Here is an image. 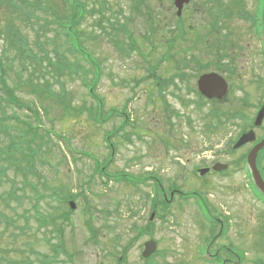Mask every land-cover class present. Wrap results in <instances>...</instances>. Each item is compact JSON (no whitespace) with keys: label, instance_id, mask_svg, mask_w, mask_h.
Listing matches in <instances>:
<instances>
[{"label":"rangeland","instance_id":"374dc122","mask_svg":"<svg viewBox=\"0 0 264 264\" xmlns=\"http://www.w3.org/2000/svg\"><path fill=\"white\" fill-rule=\"evenodd\" d=\"M141 1L131 4V0H80L88 12L79 26L82 47L100 65L101 74L94 93L101 106H97L96 99L81 80L83 72L80 68L87 70L89 66L67 50L60 27L52 23L56 15L62 18L68 14L63 0H51L53 9L45 3L28 0L43 9L34 7L35 12L27 11L22 5L23 15L20 10L12 12L0 3V29L16 31L17 39L25 40L27 50L37 57V62L29 58L20 60L16 44H8L5 35L1 34L0 57L9 67L6 78L17 97L37 109L40 131L54 132L52 139L56 146L38 154L35 168L47 178L51 188H58L63 194L77 195L76 209L70 215V225L64 226L62 237L72 261L62 256L54 264H117L121 257L122 237L123 243L128 241L134 234L132 225H143L149 216L144 193L152 194L150 187H131L123 181H107L99 175H91L96 159L103 167V163H107L108 168H104L108 175L125 173L139 178L152 175L160 179L158 181L164 188L174 186L184 192L198 189L206 197L212 210L211 217L221 222L227 220L228 232L214 242L216 230L208 225L191 201L181 202L176 197L175 202L166 207L172 217L168 215L166 223L154 220L153 239L159 252L154 258L155 264H205L201 261L203 257L215 259L213 264H217L218 249L225 251H220V256L227 254V258L231 257L226 253L227 248L238 255L241 264H264V209L247 191L244 172L232 165L224 175L209 174L202 180L191 175L195 167L207 168L216 162L229 165L250 147L246 145L234 156H227L224 152L228 141L240 129L236 125L241 126L245 120L254 117L256 105H264L262 46L250 21L238 19L239 5L250 17L256 2L218 0L222 2V9L228 8L226 12L229 14L225 27L221 29L227 32H221V36L228 34V39L236 42V46L233 50L226 46L219 49L217 56L220 58L216 59L215 48L206 50L202 42L197 44V40L205 34V25L209 23L207 18L213 13L222 16L220 9L211 10L208 16L200 6L204 0H193V4L183 10L181 26L187 40L179 44L178 41L183 40L169 41L173 31H178L173 0ZM149 13L156 20L151 18L148 22L150 16L146 15ZM35 15L39 18L37 23L32 19ZM223 24L221 21L218 26ZM152 27L154 30L150 31ZM54 51H59V55L54 56ZM167 51L176 56L172 61L177 64L167 60ZM57 61L67 66L59 71ZM184 62L188 67L182 65ZM71 67L76 70L73 75L67 72ZM178 72H186L188 81L175 80L173 84L168 82L166 90H155V81L169 79ZM203 72H217L228 82V101L217 108L221 114L219 120L210 117L213 107L196 94V79ZM29 77L49 93L39 95L31 89ZM91 78L89 75L88 79ZM242 99H247L250 106L242 111L245 120L233 115L240 111ZM2 105L5 113L0 111V116L33 122V116L26 111ZM199 105L201 111L197 109ZM120 111L129 118V125L124 128H121L122 119L115 116ZM90 115H99L105 121L98 123ZM227 117L230 119L226 120ZM262 126L264 128V119ZM5 127L11 129L12 135L18 133L14 121H5ZM119 128L121 131L110 137L115 147L110 159L111 152L103 137ZM59 136L69 144L59 140ZM256 137H263L262 130L256 131ZM6 143L7 138L0 136V148ZM36 145L37 139L34 141ZM68 146L78 154H69ZM1 154V157L5 156ZM62 154L67 156L69 165L62 161ZM72 157L76 159L75 164L70 162ZM91 157L96 159L93 161ZM18 158L16 156L14 160L18 161ZM0 166L7 169L6 176L0 179V195L5 197L13 184L16 189H24L16 193L19 201L8 200V208H4L0 201V212L15 220L7 227L6 233V224H0V232H3L0 250H4L0 251V257L16 264H23L27 258L32 264H41L40 254H52L44 242V237L50 235L44 236L36 216L34 218L33 190L22 184L24 175H27L26 164L22 162L19 170L2 160ZM75 168L80 173H75ZM29 179L37 183L34 175L30 174ZM49 199L41 201V215H46L50 209L46 203L58 206L60 212L66 210L56 197ZM89 214L94 218L96 240H100L98 247L88 241L84 223ZM146 240L136 242L126 257V264H142L140 253Z\"/></svg>","mask_w":264,"mask_h":264},{"label":"trees","instance_id":"16d2710c","mask_svg":"<svg viewBox=\"0 0 264 264\" xmlns=\"http://www.w3.org/2000/svg\"><path fill=\"white\" fill-rule=\"evenodd\" d=\"M34 1L36 2L39 1V3H45L46 6H48L49 8L50 7L52 8L51 0H34ZM136 1L137 0H131V4H134V2ZM141 2H143V0ZM0 3H3L6 6V8L10 9L12 12H17L20 10L22 15L24 11V10H21L22 5H24V7H27V11L31 9L35 12L34 7H36L37 10L43 9L42 6H37L36 3L35 4L33 2L28 3V0H23V2L21 0H0ZM18 3L20 4L18 5ZM63 4H64L63 6H65L68 9V14L62 18L55 14L56 16L54 18V21H52V23L53 24L56 23L57 26L60 27L61 33L60 32L59 33L62 34L65 38L64 43L68 46L67 50L70 51L71 49L73 52L78 54L80 58L85 60L90 67H92L89 70H83V68H80V70L83 72V77L81 80L84 86H87L88 76L91 74L94 75L93 79L90 81L92 83V86L89 87V90H91V94L94 96L93 89L95 86H94L93 81L94 80L96 81V79L101 74L100 66L95 61V59L92 58L90 54H87L82 49V44H83L82 34L79 31V26L81 25L83 19L87 16L86 14L88 13L86 10V6H84V4L80 2V0H63ZM239 8H240V11L238 13V17L240 19L241 18L248 19V15L246 13L245 14L243 13V10L241 9L242 8L241 5H239ZM259 15L260 13H258V17ZM29 16L30 14H27V17ZM149 16L150 18L148 19V22L152 19L156 20V18L154 17L152 18L150 13L149 15H146V17H149ZM223 16H225V13H223ZM32 19H34L35 20L34 22L36 23L39 21V18L36 15L33 16ZM127 20H130V18H128ZM176 20H177L176 22H177L179 29L178 31L174 32V35L171 38L172 43L175 40H183V41H178L179 44H183L187 40L184 37L185 32H184L183 27L181 26V23L183 22H182V19H176ZM259 20L260 19H258L256 23L257 27H260ZM11 30L12 29H7V28L5 31L4 29L2 30L0 29V37H1V34H3L5 35L8 41V44L9 43L16 44V48H17L16 53L20 60L29 58L31 59L32 62H37V57L32 54L31 50L29 51L27 50L26 44H24L25 40H23L22 38L21 40L17 39V36H18L17 32L16 31L11 32ZM152 30H154V27L150 28V31ZM145 39H148V37L145 36ZM56 50L58 49L56 48ZM168 50L170 49L168 48ZM54 52H55L54 56L59 55V51L58 52L54 51ZM167 54H168L167 60H171L172 63L174 62V64H177L175 61H172V59H170V56L173 54H170L168 51H167ZM58 59L59 57H57V60ZM185 64H186L185 62L182 63L184 67L186 66L188 67V65L185 66ZM68 65H70L69 62H68ZM56 66H57V69L61 71L63 66H67V65L64 62L57 61ZM8 68H9L8 63L4 61L3 58L0 57V111H2L3 114L5 113L3 111L4 108L2 105V103H4V105L13 106L21 111H26L31 116H33V122L22 120L14 116H5V115L0 116V136H4L7 138L6 145L0 148V163L2 162V160H6L8 165L11 168H14L15 166H17L19 170H21L20 164L22 162H25L26 164L25 172L27 173V175H24V181L22 182V184L24 187H29L30 189L33 190V195L35 197V205H33L34 218L36 216L35 218L36 221H38V223L40 222L41 225H44V227L48 229V231L53 235L52 237L53 239L57 238V241H58L57 243L52 242L51 240L52 238H48L45 240L52 254L50 256L40 254L41 260H39V262L41 264H54L56 263V261H58L57 259L62 256L63 257L65 256L68 261H71V254L67 252L64 246V239H62V237H63V232H64V226L70 225V215L72 214L69 207H67V203L70 200L75 201L77 199V195L72 196L70 193L63 194L60 189L55 188V187L51 188L49 186L47 178L35 168L38 154L42 153L44 150H45L44 153H46L47 151H49V149H51V147H54L56 145L54 143V140L52 139V134L50 131H45L43 132L42 135L39 134V132L41 131H40L39 125L37 124L38 123V111L35 108L27 106L24 102H22L17 97L16 91L13 89V87L10 86L9 81L6 78V70ZM68 68L69 67H67V69ZM67 72L71 73L70 75H73L76 73V70L73 67H71V69L67 70ZM31 78L32 77H29L28 79V84L31 89L38 92L39 95H42L41 94L42 92L43 94H46V95L49 93V91L46 89L43 91V88L40 85H38L39 83H35V81L34 80L32 81ZM176 78L180 80L181 82L188 81L185 75L177 76L176 74L175 76L169 79H165L163 81H158V80L155 81L156 86L154 87H156L159 90V92L164 91L166 90L165 87L166 88L168 87L167 82L173 84L175 80L177 81ZM165 108L167 109V106H165ZM5 121H14L18 125L16 129L18 133L16 135L10 134L11 129H9L8 127H5ZM36 139H37V145L34 146V141ZM2 149H3V152H2ZM1 153H3L5 156L1 157L2 155ZM16 156L19 157L18 161L14 160ZM61 159L62 161L67 162L63 154L61 156ZM263 161H264V156L260 157L261 164ZM73 162H75V159H73ZM6 171H7L6 168H3L2 166H0V179L6 176ZM261 171L264 174L263 167ZM30 174L36 177L37 183H33L29 179ZM13 183H15V181H13ZM23 190H24L23 188L16 189L15 185L13 184L11 188L9 189V191L5 193V197L0 195V201L3 204V207L8 208L9 207L8 200H11V199L17 200L16 193L23 192ZM47 192L49 193L47 194ZM159 193L163 196V194H165L166 191L162 187H160ZM54 197H56L57 200H60V203L62 205L66 206V210L64 212H60L58 209V206L52 207V206H49L48 203H46L47 208H50V209L48 210L46 215H41L39 212L40 209H42L40 205L41 201L44 198L53 199ZM160 203L163 204V201H161ZM20 204H22L21 201L18 205L20 206ZM85 212L88 213L87 208L85 209ZM93 219L94 218L92 217V215L89 214L88 219L84 223L85 228L89 233L95 230L93 226ZM14 221H15L14 219H10L7 216H5L4 213L0 212V224L1 222L6 224L4 233H6L8 229L7 227L12 225ZM2 233L0 232V236L2 235ZM0 251L3 252L4 250H0ZM65 262L67 261L65 260ZM0 264H16V262L15 261L14 262L5 261L4 257H0ZM23 264H32V262L28 260L27 258L23 260ZM146 264H154V263L151 260H149Z\"/></svg>","mask_w":264,"mask_h":264},{"label":"water","instance_id":"95a60500","mask_svg":"<svg viewBox=\"0 0 264 264\" xmlns=\"http://www.w3.org/2000/svg\"><path fill=\"white\" fill-rule=\"evenodd\" d=\"M190 2V0H175L174 5L177 9V16L181 15V10L184 5H187ZM262 24H263V31H264V7H263V14H262ZM198 89L200 93L206 97L207 99H216L221 100L226 95L227 92V84L224 81L222 77H220L217 74H207L200 77L198 81ZM264 109H262L256 120H255V126H259L261 124V121L263 119ZM254 141V135L252 132L242 136V138L238 141L235 148L242 146L246 143ZM264 148V139L258 143L249 153L247 157V162L251 171L252 178L254 180V183L256 187L264 193V183L261 180L259 173L257 172L255 161L257 153ZM224 167H221L220 165L215 167V170H221ZM205 171H200V174H204ZM70 207L74 209V205L70 204ZM155 243L153 241H149L145 244V250L142 253L143 258H148L150 255H152L155 252Z\"/></svg>","mask_w":264,"mask_h":264},{"label":"flooded vegetation","instance_id":"af4514ba","mask_svg":"<svg viewBox=\"0 0 264 264\" xmlns=\"http://www.w3.org/2000/svg\"><path fill=\"white\" fill-rule=\"evenodd\" d=\"M203 1V0H202ZM201 9L204 13H208L207 15L210 16L209 12L211 10H218L219 8V1L218 0H204L201 4ZM213 13V12H211ZM209 20V23L205 25V34L202 37V43L206 50H210L211 47L215 48V58H220V56H217L219 53V49L221 50L224 46L227 48L233 49L236 46V42L230 41L228 39V34L225 36H221V32H227L226 30L221 31L217 28L218 23V16L214 13L207 18ZM220 34L219 38L217 36ZM129 253V252H128ZM127 243L123 244V237H122V245H121V257L120 261L121 264L127 263ZM231 258L230 259H222V262L226 263H234L233 257L235 256L233 252H230Z\"/></svg>","mask_w":264,"mask_h":264}]
</instances>
